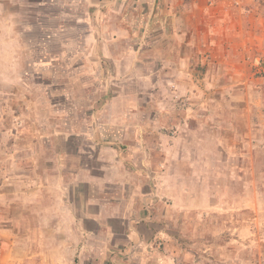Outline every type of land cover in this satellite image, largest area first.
Returning a JSON list of instances; mask_svg holds the SVG:
<instances>
[{"label": "rangeland", "instance_id": "1", "mask_svg": "<svg viewBox=\"0 0 264 264\" xmlns=\"http://www.w3.org/2000/svg\"><path fill=\"white\" fill-rule=\"evenodd\" d=\"M230 1L228 19L216 14L217 27L231 25L227 36L217 32L222 47L201 45L200 54L179 45L158 8L107 14L123 29L101 35L119 43L88 45L87 8L0 0V264L79 262L75 247L87 242L70 216L81 206L71 171L98 168L97 150L109 138L122 162L154 177L151 213L160 225L148 264H264V0ZM167 16L202 20L198 11L193 20ZM181 53L186 61L177 60ZM69 131L99 145L55 135ZM134 146L138 159L128 161ZM56 158L64 180L53 172Z\"/></svg>", "mask_w": 264, "mask_h": 264}, {"label": "crops", "instance_id": "2", "mask_svg": "<svg viewBox=\"0 0 264 264\" xmlns=\"http://www.w3.org/2000/svg\"><path fill=\"white\" fill-rule=\"evenodd\" d=\"M22 1V5L27 8H77L79 6L87 8L84 12L83 22L87 26L85 43L88 45L119 43V38L113 37L111 39L106 35H101L102 33L105 34L103 29L107 27L123 29V25L121 22H117V19L114 25L109 24L106 19L107 14L115 13L117 17H120L121 14L122 16L125 14L124 8H152V14L155 15L157 13L155 9L158 8L166 17L164 28L166 30L172 28L175 31L179 45L184 44L185 47L195 45L194 48L198 49L200 54H202L201 45H207L213 49L223 45L224 39L222 41L217 38V32H223L222 34L227 36L229 34L227 30L231 28V25L217 27L219 26V17L216 14L224 15L228 19L227 12L229 7L233 6L230 0H222L221 4H219V0H214L216 2L214 8L213 0H65V2L44 0L35 3H30L27 0ZM223 1L229 2L225 3ZM209 2L212 5H209ZM208 10L211 13L206 16ZM196 11L202 15L200 24L187 23V19L186 21L184 19L185 15H188V19L193 20ZM174 12H176L178 20L185 21V23L170 22V16L167 15H173ZM204 18L207 19V24L204 23ZM226 18L222 21H226ZM210 20L213 23H210ZM96 30L101 35L100 37L96 36ZM188 30L191 33H188ZM161 58L165 61L171 60L165 54ZM177 60L186 61V53L178 54ZM186 70L185 65L184 68H180V72H186ZM55 135H57L56 137H62L66 142L71 137L81 138L89 144L93 140L84 131L81 133L69 131L68 133H57ZM55 135L51 134L48 141L53 143ZM139 138L142 137L139 136ZM46 139L44 136L36 138L39 143L46 141ZM115 140L117 139L109 138L108 144L99 146L96 160L101 165L98 168L80 163L76 164L74 171H71L74 176V189H78L81 206L79 210L71 212L70 216L76 224L79 234L87 242V245L80 248L75 247L76 251L80 253V255H77L79 258L77 264H89V262L104 264L107 258H111V261L116 264H118V260H125L124 262L129 264H148L145 260L148 259L147 257H153L154 255L147 248L153 242L156 234L154 225L158 223L152 217V206L150 204L155 195L152 189L153 181L151 180L154 177L149 175V178H147L145 175H148L149 171H146L140 163L137 165V162L130 164L125 160L122 162L121 156L123 153L121 148H117L119 142ZM96 141L99 142L100 140L97 138L93 144H97ZM93 144L89 146L92 149H94ZM138 151L140 149L134 146L133 154L128 157V161L129 159L137 161L138 154L135 153H138ZM88 153L83 147L78 148L77 154L81 158L86 157L89 160ZM57 157L62 159L64 155L59 153ZM58 158L52 160L54 161L52 164L53 172L58 174L59 179L64 180L61 177L62 173H65V168L62 167V162ZM25 168L24 166L20 170L25 173ZM34 185L37 189L42 187L38 179L34 180ZM82 187H85V191ZM145 187L150 189L145 191ZM112 188L114 189L113 192L110 191ZM128 189L133 190L131 196L127 193ZM38 193H35V200L37 201L39 200ZM29 201L23 200L25 210L29 206ZM160 221L163 222V218ZM71 246L74 247V245ZM70 262L71 260H58L57 263L51 264H70Z\"/></svg>", "mask_w": 264, "mask_h": 264}]
</instances>
